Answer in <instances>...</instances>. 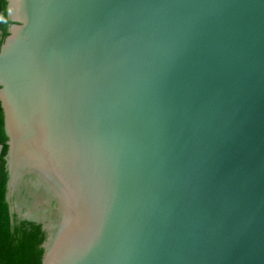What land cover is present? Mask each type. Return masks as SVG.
<instances>
[{"label": "water", "instance_id": "water-1", "mask_svg": "<svg viewBox=\"0 0 264 264\" xmlns=\"http://www.w3.org/2000/svg\"><path fill=\"white\" fill-rule=\"evenodd\" d=\"M8 11L6 198L49 196L42 264H264V0Z\"/></svg>", "mask_w": 264, "mask_h": 264}, {"label": "trees", "instance_id": "trees-1", "mask_svg": "<svg viewBox=\"0 0 264 264\" xmlns=\"http://www.w3.org/2000/svg\"><path fill=\"white\" fill-rule=\"evenodd\" d=\"M2 19V43L9 34L13 21L8 11V0H1ZM1 107V100H0ZM8 135L5 131L4 113L0 115V143L3 144L0 159V264H42L45 247L43 243L47 239L48 231L44 227L47 218L40 220L38 216L24 215L18 211L15 202V194L12 192L10 201L7 200V183L9 179V167L7 165ZM25 193V191H24ZM12 207V211H11Z\"/></svg>", "mask_w": 264, "mask_h": 264}, {"label": "flooded vegetation", "instance_id": "flooded-vegetation-1", "mask_svg": "<svg viewBox=\"0 0 264 264\" xmlns=\"http://www.w3.org/2000/svg\"><path fill=\"white\" fill-rule=\"evenodd\" d=\"M2 17L0 19H2ZM1 37H2V30L0 29V39ZM37 180L38 179L36 178L35 174L26 173L20 177L17 188L13 190L15 194L16 206L18 207V211L23 213L24 215L30 214L33 216L44 217L48 219V216L51 213V210L49 208L50 204L47 202L49 196L43 195L42 197L41 196L36 197L35 194H33V188H37L36 187ZM37 198L38 199L42 198L46 200L39 203L37 202Z\"/></svg>", "mask_w": 264, "mask_h": 264}]
</instances>
